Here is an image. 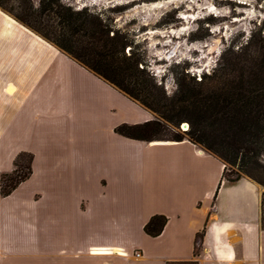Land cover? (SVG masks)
Wrapping results in <instances>:
<instances>
[{"label":"crops","instance_id":"crops-1","mask_svg":"<svg viewBox=\"0 0 264 264\" xmlns=\"http://www.w3.org/2000/svg\"><path fill=\"white\" fill-rule=\"evenodd\" d=\"M155 118L0 8V264H264V190L187 138L115 130ZM22 152L33 173L3 196Z\"/></svg>","mask_w":264,"mask_h":264},{"label":"rangeland","instance_id":"rangeland-1","mask_svg":"<svg viewBox=\"0 0 264 264\" xmlns=\"http://www.w3.org/2000/svg\"><path fill=\"white\" fill-rule=\"evenodd\" d=\"M45 2L51 9L43 8ZM0 4L16 19L30 20L36 33L66 45L69 40L61 34L100 38L98 24L102 25L105 37L125 38L127 55L142 53L140 67L169 97L181 90L184 79L202 80L205 75L209 86L205 94H209L236 68L264 95V0H1ZM72 15L85 23L70 22ZM238 55L249 60L237 66ZM243 113L234 114L239 117L234 121L207 114L205 138L232 162L224 161L227 177L250 176L264 190V120L249 126ZM181 124L168 126L165 136L184 132ZM81 173L89 177L95 170L82 167Z\"/></svg>","mask_w":264,"mask_h":264},{"label":"trees","instance_id":"trees-1","mask_svg":"<svg viewBox=\"0 0 264 264\" xmlns=\"http://www.w3.org/2000/svg\"><path fill=\"white\" fill-rule=\"evenodd\" d=\"M50 7L51 4L44 3V9H51ZM16 17L24 24L34 28L30 20L22 16ZM39 17L41 21V15ZM59 17L61 18L59 23L62 26L63 19L62 16ZM80 20L72 15L70 22L76 23ZM81 21L83 22V20ZM101 26L98 24L100 38H94V35L93 38H79L73 35L71 38H67L65 34H61L59 37L69 40L68 45L61 40H52L47 34L42 35L53 41L95 74L156 114L154 120L144 123L121 124L116 127V132L145 141H182L187 138L193 143L203 145L216 153L223 161L232 163L228 156L218 152V149L205 138L204 123H206L209 113L216 119L224 117L229 121H234L239 118L238 115L234 116V114L244 112L242 119L245 120V124L259 126L264 120V95L259 92L258 84L251 82L252 79L249 77L244 78L243 73L237 72L236 68L228 74L221 84L212 88V92L209 94L208 92L205 94V90L209 87L205 81L207 77L205 75L202 80H196L195 77L190 78V81L184 79L181 90L169 97L166 91L157 84L155 78L151 77L146 69L140 67L144 60L142 53L133 51L127 55L125 38H110L108 35L105 37ZM101 32L102 34H100ZM248 60L246 55H238L235 64L239 66ZM254 74L257 77L256 72ZM183 121L189 122L190 129L188 131H175L173 136L169 138L165 136L168 126L179 127ZM32 162L33 155L31 153L22 152L18 155L14 170L1 175V193L3 196L10 195L31 176L33 173ZM241 177V174L237 173L236 177L229 178L225 171V178L231 183L238 181ZM261 212L264 228V193L261 199ZM167 221L165 215H154L145 225V231L151 236H158L162 233ZM167 264L198 263L191 261L168 262Z\"/></svg>","mask_w":264,"mask_h":264},{"label":"built area","instance_id":"built-area-1","mask_svg":"<svg viewBox=\"0 0 264 264\" xmlns=\"http://www.w3.org/2000/svg\"><path fill=\"white\" fill-rule=\"evenodd\" d=\"M184 125H187V126H184ZM181 127H182V130L185 132V131H188L189 130V124L188 123H185V124H181ZM137 255L140 256L141 253L137 252Z\"/></svg>","mask_w":264,"mask_h":264},{"label":"bare ground","instance_id":"bare-ground-1","mask_svg":"<svg viewBox=\"0 0 264 264\" xmlns=\"http://www.w3.org/2000/svg\"><path fill=\"white\" fill-rule=\"evenodd\" d=\"M159 7H162V5H158ZM157 8V7H156ZM185 126H187V125H185Z\"/></svg>","mask_w":264,"mask_h":264}]
</instances>
